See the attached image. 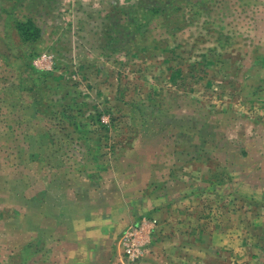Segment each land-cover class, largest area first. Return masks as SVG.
<instances>
[{
  "label": "rangeland",
  "instance_id": "rangeland-1",
  "mask_svg": "<svg viewBox=\"0 0 264 264\" xmlns=\"http://www.w3.org/2000/svg\"><path fill=\"white\" fill-rule=\"evenodd\" d=\"M30 17L43 35L25 42ZM235 111L264 116V0H0V264H29L50 179L206 157Z\"/></svg>",
  "mask_w": 264,
  "mask_h": 264
},
{
  "label": "crops",
  "instance_id": "crops-1",
  "mask_svg": "<svg viewBox=\"0 0 264 264\" xmlns=\"http://www.w3.org/2000/svg\"><path fill=\"white\" fill-rule=\"evenodd\" d=\"M219 115L225 136L206 157L191 151L158 170L156 157L129 153L109 184L73 189L63 176L50 179L52 200L32 227L29 264H264V116L243 122L235 111L223 124L228 115ZM144 217L157 225L142 257L131 259L125 233Z\"/></svg>",
  "mask_w": 264,
  "mask_h": 264
},
{
  "label": "built area",
  "instance_id": "built-area-1",
  "mask_svg": "<svg viewBox=\"0 0 264 264\" xmlns=\"http://www.w3.org/2000/svg\"><path fill=\"white\" fill-rule=\"evenodd\" d=\"M157 220L144 217L125 233V251L131 259L142 257L145 246L149 243L150 234L156 228Z\"/></svg>",
  "mask_w": 264,
  "mask_h": 264
},
{
  "label": "trees",
  "instance_id": "trees-1",
  "mask_svg": "<svg viewBox=\"0 0 264 264\" xmlns=\"http://www.w3.org/2000/svg\"><path fill=\"white\" fill-rule=\"evenodd\" d=\"M147 4V3H146ZM139 6V5H138ZM143 9V11H145V8H148V10H152L154 13L156 12H160V9L159 6L157 7L156 5L154 6H148V5H143L141 7V9ZM140 12V11H138ZM134 14V13H132ZM17 27L19 29V33L20 35L22 36L23 40L25 42H33V41H36L38 39H40L43 35V29L42 27L37 23V21L30 17V18H27L25 20H19L18 23H17ZM116 38H120V37H115L114 36V39ZM39 101H36L34 103V105L36 106H39ZM159 115H163V112H159ZM173 118H178V119H181L182 116L179 115V114H175V113H171V115Z\"/></svg>",
  "mask_w": 264,
  "mask_h": 264
}]
</instances>
